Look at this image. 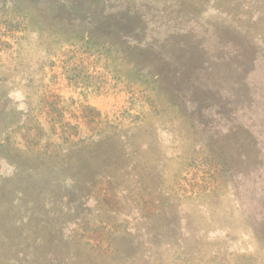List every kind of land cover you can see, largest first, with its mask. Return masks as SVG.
<instances>
[{"label": "rangeland", "instance_id": "obj_1", "mask_svg": "<svg viewBox=\"0 0 264 264\" xmlns=\"http://www.w3.org/2000/svg\"><path fill=\"white\" fill-rule=\"evenodd\" d=\"M39 3L73 26L0 8V264H264V0Z\"/></svg>", "mask_w": 264, "mask_h": 264}, {"label": "trees", "instance_id": "obj_2", "mask_svg": "<svg viewBox=\"0 0 264 264\" xmlns=\"http://www.w3.org/2000/svg\"><path fill=\"white\" fill-rule=\"evenodd\" d=\"M44 5V4H43ZM41 7V4L39 3V0H1L0 1V8L2 10L4 9H10L12 12H18L21 13V15L24 16V21H27V26L25 27L24 31H30L29 29L35 30L37 33H42L43 30L45 31L46 28H52L56 32H59L60 29L67 32L68 29H70L73 26V22L70 19H67L65 15L61 16L58 13L52 14L50 17L47 16L46 18H38L36 19V23L32 24L30 27L29 23L33 22V16L31 12H36V8ZM46 10V9H45ZM35 15V14H33ZM42 16V13L39 14ZM38 30H36L35 29Z\"/></svg>", "mask_w": 264, "mask_h": 264}]
</instances>
